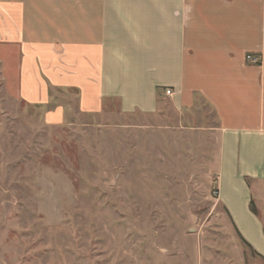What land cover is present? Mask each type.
<instances>
[{"label":"rangeland","instance_id":"obj_1","mask_svg":"<svg viewBox=\"0 0 264 264\" xmlns=\"http://www.w3.org/2000/svg\"><path fill=\"white\" fill-rule=\"evenodd\" d=\"M2 67L0 264H264L216 201L203 103L84 110L77 88L43 77L48 98L32 104ZM253 185L264 227V185Z\"/></svg>","mask_w":264,"mask_h":264},{"label":"crops","instance_id":"obj_2","mask_svg":"<svg viewBox=\"0 0 264 264\" xmlns=\"http://www.w3.org/2000/svg\"><path fill=\"white\" fill-rule=\"evenodd\" d=\"M0 62L32 104L48 98L43 77L77 88L84 110L113 101L152 115L164 102L179 113L203 103L218 143L216 201L264 257L249 208L253 184L264 185V0H0Z\"/></svg>","mask_w":264,"mask_h":264},{"label":"built area","instance_id":"obj_3","mask_svg":"<svg viewBox=\"0 0 264 264\" xmlns=\"http://www.w3.org/2000/svg\"><path fill=\"white\" fill-rule=\"evenodd\" d=\"M246 61L252 64H257L259 62V57L254 56L252 54H247L246 55ZM165 96H171L173 94V91L171 89L166 88L164 90Z\"/></svg>","mask_w":264,"mask_h":264},{"label":"trees","instance_id":"obj_4","mask_svg":"<svg viewBox=\"0 0 264 264\" xmlns=\"http://www.w3.org/2000/svg\"><path fill=\"white\" fill-rule=\"evenodd\" d=\"M245 181H246V183H247V185L248 186H251V179L250 178H245ZM215 191H216V189H215ZM249 208H250V211L252 212V213H254V214H257V212H256V209H255V207H254V205H253V203L252 202H250V205H249ZM237 235H238V237L240 238V240L242 241V243L244 244V245H246L249 249H251L252 251H254L253 249H252V247L239 235V233L237 232ZM255 252V251H254ZM256 253V252H255Z\"/></svg>","mask_w":264,"mask_h":264}]
</instances>
